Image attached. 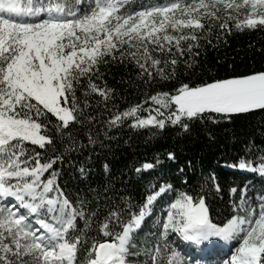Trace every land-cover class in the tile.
<instances>
[{"label": "snow or ice", "instance_id": "snow-or-ice-1", "mask_svg": "<svg viewBox=\"0 0 264 264\" xmlns=\"http://www.w3.org/2000/svg\"><path fill=\"white\" fill-rule=\"evenodd\" d=\"M233 27L264 30V0H0V264H137L141 254L140 264H192L171 245L173 234L197 244L216 237L230 250L235 242L222 264H264V189L231 187V212L217 223L204 195L163 180L139 203L105 192L104 207L92 206L87 195L70 197L53 168L64 159L57 139L74 148L70 130L96 122L85 111L89 98L106 107L114 96L96 83L101 66L132 64L141 79L171 78L180 58L200 55L201 38L212 44L216 29L219 41ZM148 99L147 115L139 114L141 101L111 114L109 127L130 119L132 127L170 123L188 131L193 121L264 111V70L180 83ZM256 159L243 153L236 166L264 174V155L254 168ZM92 223L97 235L89 237Z\"/></svg>", "mask_w": 264, "mask_h": 264}, {"label": "trees", "instance_id": "trees-1", "mask_svg": "<svg viewBox=\"0 0 264 264\" xmlns=\"http://www.w3.org/2000/svg\"><path fill=\"white\" fill-rule=\"evenodd\" d=\"M158 2L162 0H135L137 5ZM219 31L216 29V33ZM216 33L211 36L212 44H207L201 38L200 55L194 62L180 58L171 78L141 79L136 74L138 69L132 64L112 65L107 70L101 66L103 79L96 83L113 89L114 96L106 107L103 98L95 95L89 98L90 107L85 111L91 112L96 122L77 125L70 130L75 140L74 148L66 150L69 145L60 143L59 139L56 143L64 159L57 160L53 168L58 172L60 185L70 197L87 195L92 206L99 205L101 208L104 207L105 192L112 200L130 197L139 203L146 197L151 185L163 180L171 183L174 191H185L193 196L204 195L210 217L218 223L231 212V187L240 188L247 184L250 194L264 189V176L242 172L236 166L239 157L246 152L254 153L257 157L254 168L261 162L259 157L264 155L262 110L234 115L231 120L193 121L188 131L170 123H166L164 128L132 127L130 119L118 126L109 127L107 123L111 114L141 104V101L144 103L139 114L147 115L144 109L152 104L149 96L161 92L171 93L180 83L195 85L264 70V30L240 31L233 27L232 32L226 37L221 36L219 41ZM166 71L170 72L171 67ZM77 96L83 103V90H78ZM89 133L95 143L89 142ZM169 152L175 154V159H169ZM49 154H52L51 149ZM144 163L152 167L143 169ZM81 167L85 169L83 177L78 175ZM213 174L215 182L220 185L219 192L210 186ZM185 178L187 183L184 182ZM155 211L158 215L160 209L156 208ZM148 225H152L151 220ZM77 226L84 228L83 222ZM84 231L88 232L89 237L96 236V224L92 223L91 228ZM147 231L148 228H145V233ZM174 237L173 243L171 241L173 247L194 254L200 250L179 235ZM202 242L205 245L211 240ZM145 259L141 254L137 264Z\"/></svg>", "mask_w": 264, "mask_h": 264}, {"label": "rangeland", "instance_id": "rangeland-1", "mask_svg": "<svg viewBox=\"0 0 264 264\" xmlns=\"http://www.w3.org/2000/svg\"><path fill=\"white\" fill-rule=\"evenodd\" d=\"M240 171H243V170H240ZM248 171L253 172V170H248ZM255 173L257 174L258 172H255ZM258 175H260V173ZM262 175L264 176V174H261V176ZM174 236H177V234L172 235V238H173L171 239L172 243L175 239ZM210 239H211V242L206 243L205 245H203L202 242L197 244L191 241H187L192 244H197V246H199L198 249L200 250H198L195 254L192 253L191 251L190 252L185 251V249L182 250L179 247H175V249L178 252H180V254L184 256L185 259L191 260L192 264H197V262H199V264H222V261L224 259H228L230 257L231 250H234L235 242H230L231 243V250H230L229 244H226L225 242L220 241L216 237H212ZM205 249L207 250L205 251Z\"/></svg>", "mask_w": 264, "mask_h": 264}, {"label": "water", "instance_id": "water-1", "mask_svg": "<svg viewBox=\"0 0 264 264\" xmlns=\"http://www.w3.org/2000/svg\"><path fill=\"white\" fill-rule=\"evenodd\" d=\"M255 111V110H254Z\"/></svg>", "mask_w": 264, "mask_h": 264}]
</instances>
